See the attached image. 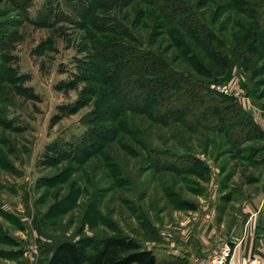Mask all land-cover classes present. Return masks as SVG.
<instances>
[{
  "label": "rangeland",
  "instance_id": "rangeland-1",
  "mask_svg": "<svg viewBox=\"0 0 264 264\" xmlns=\"http://www.w3.org/2000/svg\"><path fill=\"white\" fill-rule=\"evenodd\" d=\"M27 1L0 0V264H48L51 249L62 241L113 233L137 239L170 264H188L190 257L195 264H212L227 245L235 254L239 244L230 241L237 239L234 222L245 203L252 205L245 230L264 239V75L252 79L235 66L230 79L210 84L229 87L228 94L211 90L233 98L253 121L260 130L253 140L241 131L191 132L128 113L122 120L128 131L101 154L85 164L64 160L54 147L65 150L91 128L112 126L92 122L104 89L91 66L97 37L78 16L90 0ZM222 2L205 3L200 14L208 24ZM121 13L129 15L145 47L197 76L175 60L172 38L167 28H156V14L141 21L139 15L133 19L131 7ZM213 26L218 30L220 23ZM232 29L230 21L225 38ZM192 157L206 169L163 171L153 163L167 160L181 168Z\"/></svg>",
  "mask_w": 264,
  "mask_h": 264
},
{
  "label": "trees",
  "instance_id": "trees-1",
  "mask_svg": "<svg viewBox=\"0 0 264 264\" xmlns=\"http://www.w3.org/2000/svg\"><path fill=\"white\" fill-rule=\"evenodd\" d=\"M207 1L199 0L194 5L189 0H90L80 4L78 16L92 28L93 37H97L93 42L96 62L91 66L96 82L104 89L98 92L92 122L97 126L108 122L112 126L91 128L86 134L88 138L78 144L66 146L65 150L54 147L52 151L64 160L85 164L101 154L119 133L128 131V125L122 121L128 113L145 116L162 126L178 123L191 132L241 131L246 141L253 140V133L260 131L258 127L244 117L233 98L216 97L210 84L230 79L235 66L252 79L264 75V65H258V61L264 60V0H225L211 13L210 24L200 14ZM129 7L135 11L133 19L139 15L142 21L156 14V28H167L172 38L175 60H183L197 76L174 68L163 54L144 46L133 33L129 15L121 13V9ZM96 10L108 13L95 15ZM230 21L233 29L229 38H225ZM219 23L216 30L213 25ZM153 163L163 171L194 172L196 165L206 169L195 157L181 168L167 160ZM2 238L3 242L17 245L7 236ZM48 264H158V261L155 251L145 249L137 239L113 233L62 241L54 248Z\"/></svg>",
  "mask_w": 264,
  "mask_h": 264
},
{
  "label": "crops",
  "instance_id": "crops-1",
  "mask_svg": "<svg viewBox=\"0 0 264 264\" xmlns=\"http://www.w3.org/2000/svg\"><path fill=\"white\" fill-rule=\"evenodd\" d=\"M258 205H259V203H257V202L253 203L254 207H256ZM263 208H264V206H263ZM250 211H252V205H250L249 203L248 204L245 203L244 208L242 209V212L237 214L238 216L234 222L237 225V232L235 231L237 239L236 240L231 239L230 242L234 243L233 245H238V244L239 245L235 249L233 264H243L246 259H249V258L254 257L256 255H260V256L264 255V239L263 238L255 239V238H253V235L250 236V234L245 230L246 228L244 225L247 221L248 213ZM234 223H233V225H235ZM260 225L264 229V212L262 213V215L260 217ZM54 248L51 249V251H50L51 254H52ZM156 255H157V253H156ZM50 257L48 258V261H49ZM185 258H188V257H185ZM189 260H190V263H188V264H195L191 257L188 258V261ZM157 261H158V264H170L169 261H166L164 258L162 259L159 255H157ZM174 264H177V263H174Z\"/></svg>",
  "mask_w": 264,
  "mask_h": 264
},
{
  "label": "built area",
  "instance_id": "built-area-1",
  "mask_svg": "<svg viewBox=\"0 0 264 264\" xmlns=\"http://www.w3.org/2000/svg\"><path fill=\"white\" fill-rule=\"evenodd\" d=\"M211 89L213 91L227 94L231 91L227 85H212ZM261 124H263L264 127V120H261ZM233 258L234 254H232L231 247L230 245H227L226 248H224L223 251L213 259L212 264H231ZM245 264H264V260L258 257H251Z\"/></svg>",
  "mask_w": 264,
  "mask_h": 264
}]
</instances>
